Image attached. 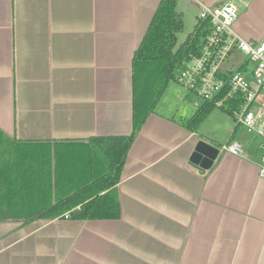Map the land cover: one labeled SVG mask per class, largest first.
Returning <instances> with one entry per match:
<instances>
[{
	"label": "crops",
	"instance_id": "1",
	"mask_svg": "<svg viewBox=\"0 0 264 264\" xmlns=\"http://www.w3.org/2000/svg\"><path fill=\"white\" fill-rule=\"evenodd\" d=\"M162 1L0 0V130L51 144L130 136L134 57ZM227 2L238 34L264 39V0H178L177 11L192 33L202 4ZM173 82L129 150L120 217L2 221L0 264H264L260 154L220 151L211 169L195 166L198 141L220 150L239 127L220 143L202 130L213 109L194 129L205 105Z\"/></svg>",
	"mask_w": 264,
	"mask_h": 264
},
{
	"label": "trees",
	"instance_id": "2",
	"mask_svg": "<svg viewBox=\"0 0 264 264\" xmlns=\"http://www.w3.org/2000/svg\"><path fill=\"white\" fill-rule=\"evenodd\" d=\"M177 2L162 1L135 54L130 136L51 144L12 140L0 130V222L120 217L117 186L129 150L168 84L200 53L210 30L208 21H199L177 48L184 31ZM213 109L205 106L188 124L198 128Z\"/></svg>",
	"mask_w": 264,
	"mask_h": 264
},
{
	"label": "built area",
	"instance_id": "3",
	"mask_svg": "<svg viewBox=\"0 0 264 264\" xmlns=\"http://www.w3.org/2000/svg\"><path fill=\"white\" fill-rule=\"evenodd\" d=\"M237 19L233 2L217 7L201 5L199 21H208L210 30L200 53L179 72L176 82L196 97L197 107L225 109L236 126L259 137L258 176L264 180V39H244L235 30ZM236 55L244 59L229 67ZM220 151L236 156L244 153L240 142L227 143Z\"/></svg>",
	"mask_w": 264,
	"mask_h": 264
},
{
	"label": "rangeland",
	"instance_id": "4",
	"mask_svg": "<svg viewBox=\"0 0 264 264\" xmlns=\"http://www.w3.org/2000/svg\"><path fill=\"white\" fill-rule=\"evenodd\" d=\"M188 30L189 28H185L184 31L178 35L177 48L191 34V31ZM242 59V56L238 58V60ZM172 86L178 87L175 83ZM189 97L193 100H196L195 97L191 94L189 95ZM211 114L212 116H210L209 119L202 126V130L208 129V131L214 132L216 134V137L220 139V143L224 144L230 140L232 130L236 127L235 120L232 118V116L227 115L220 108H215ZM232 142H240L243 147L244 154L259 157V155H257V151H259L258 146L260 144V139L256 134L250 133L246 129L239 127L235 136L232 139Z\"/></svg>",
	"mask_w": 264,
	"mask_h": 264
},
{
	"label": "water",
	"instance_id": "5",
	"mask_svg": "<svg viewBox=\"0 0 264 264\" xmlns=\"http://www.w3.org/2000/svg\"><path fill=\"white\" fill-rule=\"evenodd\" d=\"M220 150L204 140L198 141L191 156V162L202 170H209L214 165Z\"/></svg>",
	"mask_w": 264,
	"mask_h": 264
}]
</instances>
